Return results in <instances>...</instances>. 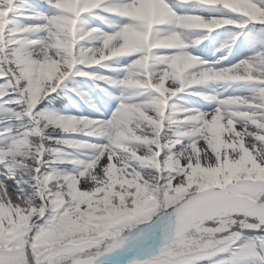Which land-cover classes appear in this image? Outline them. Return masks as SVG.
I'll list each match as a JSON object with an SVG mask.
<instances>
[{
	"label": "snow or ice",
	"instance_id": "1",
	"mask_svg": "<svg viewBox=\"0 0 264 264\" xmlns=\"http://www.w3.org/2000/svg\"><path fill=\"white\" fill-rule=\"evenodd\" d=\"M0 264H264V0H0Z\"/></svg>",
	"mask_w": 264,
	"mask_h": 264
}]
</instances>
